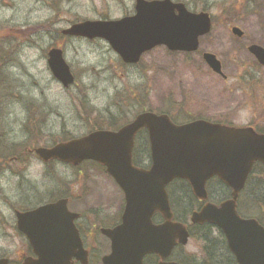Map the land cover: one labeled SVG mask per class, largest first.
<instances>
[{
  "label": "rangeland",
  "instance_id": "374dc122",
  "mask_svg": "<svg viewBox=\"0 0 264 264\" xmlns=\"http://www.w3.org/2000/svg\"><path fill=\"white\" fill-rule=\"evenodd\" d=\"M173 1L212 17V31L200 39L198 52L157 47L130 67L119 61L104 40L70 38L64 52L75 83L65 89L48 67L45 50L54 42L51 34L80 21L120 19L134 11L135 0H66L63 13L49 7L52 0H0V256L15 261L26 247L16 229L15 210L35 208L51 200L50 192L56 198L73 184L77 187L76 171L83 173L86 182L72 192L81 199L73 208L85 213L92 225L96 215L117 213V217L123 206L115 185L93 164L86 163L79 171L55 163L48 168L29 155L23 163L8 161L6 165L4 154L79 138L93 128L107 129V119L113 124L109 128H118L141 112L176 107L182 110L173 114L179 124L199 118L264 128V67L248 51L252 44L264 47V0L256 2V12L234 24L228 23L223 9L232 3L239 6L242 0ZM232 27L240 28L244 36H234ZM204 53L218 58L226 78L208 67ZM135 163L144 168L151 164L144 139L135 150ZM214 188L216 199L222 187L215 183ZM170 192L175 215L189 222L181 186L175 185ZM95 236L96 241L88 244L96 257L93 264H102L100 259L110 252L109 243L100 233ZM202 248L201 241L191 238L172 259L188 258L199 264L206 258Z\"/></svg>",
  "mask_w": 264,
  "mask_h": 264
},
{
  "label": "water",
  "instance_id": "95a60500",
  "mask_svg": "<svg viewBox=\"0 0 264 264\" xmlns=\"http://www.w3.org/2000/svg\"><path fill=\"white\" fill-rule=\"evenodd\" d=\"M135 11L134 16L121 20L80 22L64 34L105 40L124 63L136 65L143 55L160 46L171 52H197L200 38L212 31L208 13L190 12L185 4L172 0H136ZM231 31L238 38L244 36L238 27ZM248 51L264 67V47L253 44ZM203 59L215 74L226 78L215 55L205 53ZM48 67L64 88L74 84L61 50L50 51ZM141 130L149 134V170L133 164L135 138ZM36 154L45 163L58 160L78 166L85 161L97 162L123 191L122 223L101 230L111 242V253L102 259L103 264H143L148 255H158L159 264H179L166 260L177 246L188 244L190 234L186 226L173 221L167 186L174 180L188 181L194 195L205 201L207 182L215 177L232 189L231 199L219 206L207 203L192 214V224L218 227L238 264H264V227L237 212L240 192L254 165H264V134L251 127L206 120L176 125L167 115L145 112L117 132H92L52 148H38ZM67 204V200H59L15 213L18 230L37 256L23 264H73V259L88 264V252L74 224L79 215L70 212ZM156 213L163 216L164 223H153ZM0 264H8V260L0 259Z\"/></svg>",
  "mask_w": 264,
  "mask_h": 264
},
{
  "label": "flooded vegetation",
  "instance_id": "af4514ba",
  "mask_svg": "<svg viewBox=\"0 0 264 264\" xmlns=\"http://www.w3.org/2000/svg\"><path fill=\"white\" fill-rule=\"evenodd\" d=\"M65 1L66 0H54V1L52 0V3H48V5L52 9L55 8L56 13H60V12L63 13V12H66V10L63 8V4L65 3ZM134 13H135V4H134V11L132 13H126L125 15H123L122 18L132 16ZM100 20H110V19H108L107 17H104L103 19H100ZM64 31H65V29H60L58 32L51 34V36H53L52 41H54V42L45 50L47 61L49 58V53L53 49L61 50L63 52V56L65 57V52H64L65 43L70 39V37L65 35ZM93 41H95V40H93ZM119 61L122 62V60L120 58H119ZM122 64H123V62H122ZM123 65H128V64H123ZM128 66L132 67V66H136V65L130 64ZM107 120L109 121L110 126L113 125L109 119H107ZM127 123H129V122H127ZM110 126H108L107 129H103V128H100V129L101 130L115 131V130H119L121 128V127L109 128ZM141 139H144V141L148 145V148L150 147L149 140H148V133L146 131H141L137 134V137H136V141H135L136 150H137V145L139 144V141ZM52 146H54V145L40 146V147H52ZM37 148L38 147L29 149L28 147H26L19 154H16V155H13L12 157H10L8 159V161L23 163V162H25V160L28 159L29 155H33L37 160L40 161L39 157L37 156V154L35 152V150ZM133 155H134L133 158L135 159V153ZM41 163L44 164L45 167H48V168H51L52 165L55 163L56 165L61 164V165H64L66 167H72L78 171L86 163L93 164L101 170L100 173L103 176H105L109 181H111V183H113L115 185L117 191L121 194V196L123 198V206L120 209L118 216L116 217L117 213H115L113 215H109L110 217L107 215L104 217V213H100L99 215L95 216V219H94L95 224L92 225L90 223V219L87 217V215L85 213L77 212L73 208L74 204L81 203V199L79 198V196L77 197V194L72 193V192L78 191L79 188H81L83 186L84 182H86V180L82 177L83 173L80 171L79 172L76 171L75 180H77L79 182L77 184V187H76V185L74 186V184L72 185V189H71L72 191L67 188V191H65L60 197H56V198H54L52 193L50 191H48V192H50L51 197H52L49 202H46L44 204H40L35 208H30V209L26 210V211H32V210H35L36 208L43 206L45 204L54 203V202L59 201V200H67L68 201V204H67L68 210L72 213L79 215L78 219L75 220L74 224H75L77 231L79 232V236H80L81 241L83 243L84 249L87 250V252H88V264H93L96 257L94 255L93 247L90 248L88 242L93 243L94 241H96L95 234L100 233V235L109 243V250L111 251V242L105 236H103V234L101 233V229H104V228L112 229V228H115L121 224L122 215H123V211L125 208V199H124L123 192L117 186L115 181L107 174L106 169L103 166H101L95 162H85L79 166L66 165V164H62V163L57 162V161H50L48 163L41 162ZM259 166H262V165H259ZM262 167L264 168V166H262ZM46 173L50 174L48 172V170ZM260 181L264 182V174L261 171L260 172H254L253 171L250 174L249 178L247 179V182H246L244 189L240 192V195H239V198L237 201V212L241 218L248 219V220L249 219L255 220L262 227H264V186L261 185L262 182H260ZM215 183L220 185L222 188H221V192H220L219 196L216 197V199H213L214 198L213 192L215 190V188L213 189V187H214ZM177 184L180 185L179 182H174V183L170 184L168 186V191L170 192V189ZM189 188H190V190L192 189L190 186H189ZM206 190H207L208 198L205 201H200L193 194V192H192L193 190H191L193 197L198 201V206L196 208H194V210L191 212V214H193L194 212L201 211L202 208L207 203L219 206L222 202H224L228 199H231L232 189L229 188L227 185H225L223 182H221L218 178H212L211 180H209L207 182V185H206ZM225 195H227V196H225ZM100 216H103V217H100ZM191 216L192 215H189V222H187L186 219L181 220L180 218H177V216L174 213V219L173 220L175 222L183 223L187 227V229L190 233V236H191V231H190L191 227L195 229V232L197 234H199L200 229H202V227H204L208 231L209 240L210 239L214 240L213 242L210 241L211 245H210V251L209 252L205 251V248H204L205 245H203L202 250L204 252L202 251V255H204V257H206V258L203 259L204 261L202 260V262L199 264H238L236 259H235V256L232 254V252L229 249L227 239H226L225 235L223 234V232L218 227H216L212 224H209V223L192 224L191 223ZM113 219H114V221H112ZM181 221H185V222H181ZM153 223L155 225H159V224L164 223L163 216H161V214H159V213L155 214L153 217ZM100 225H101V227H100ZM94 227L95 228L98 227L99 229L94 230L93 229ZM16 229H17V225H16ZM17 231H18L19 235L25 239V244H26L25 249L23 251L19 252L18 259H16L15 261H13L9 258H6V257H2V256H0V258L7 259L8 264H23L25 262V260L28 258L37 259V256L35 255L27 237L22 232H20L18 229H17ZM215 233L217 235H215ZM191 238L192 237H190V239ZM183 250H184L183 246H180V245L177 246L173 250L171 256L166 261L183 264L180 262L182 260V258L180 260H178V259L173 260L172 259V258H174V256L176 254H178L179 252H182ZM109 254H110V252L108 254L104 255L100 259V262L102 263V259ZM160 262H161V258L158 255H148L143 260V264H159ZM72 263L73 264H82L75 259H73ZM190 264H193L192 260L190 261Z\"/></svg>",
  "mask_w": 264,
  "mask_h": 264
},
{
  "label": "trees",
  "instance_id": "16d2710c",
  "mask_svg": "<svg viewBox=\"0 0 264 264\" xmlns=\"http://www.w3.org/2000/svg\"><path fill=\"white\" fill-rule=\"evenodd\" d=\"M256 2H258V0H242L240 3H239V6L236 5V3H232L231 5L225 7L223 9V14L226 16V20L228 21V23L230 24H234L235 21H239L242 16H247L249 14H252L254 12H256L257 8L259 7V3L257 4ZM250 75H247L246 77V82H249L250 81ZM251 86H253V84H251ZM84 109H86V107H83ZM143 109H145L143 106L141 107ZM167 111H161L160 113H166L168 114L171 119L173 121H177L178 119H176L177 115H173V114H176L180 111H182L181 109L179 108H170V109H166ZM179 115V114H178ZM193 119H196V118H193ZM191 119V120H193ZM256 128V127H255ZM97 128H93V130H96ZM100 129V127L98 128ZM256 130L259 132V133H264V128H256ZM71 139V138H69ZM67 139V140H69ZM13 155H9V154H4L3 156V162L2 163H5L6 165L10 164L8 162V159L10 157H12ZM262 172L264 174V168L262 166H259V165H256L255 168H254V172ZM179 182V184L181 185V191H183V194L185 196V198L187 199L186 200V203H187V206H185L183 208V211L185 213V215H190L191 212L194 210V208H196L198 206V201L193 197L192 193H191V190L189 188V186L187 185L186 182L184 181H177ZM227 196V195H225ZM171 197V195H170ZM171 205L172 207L174 208V205H173V202H172V199H171ZM175 213V211H174ZM181 222H185V221H181ZM190 231H191V237L192 238H197V240L201 241L203 245H205V251L209 252L210 251V240H209V235H208V231L206 228L202 227V229H200V233L197 234L195 232V229L194 228H190ZM181 263L183 264H190V261L188 258H184L180 261Z\"/></svg>",
  "mask_w": 264,
  "mask_h": 264
}]
</instances>
